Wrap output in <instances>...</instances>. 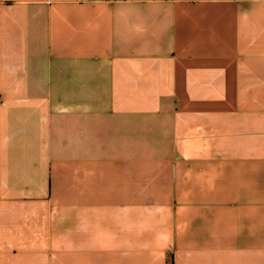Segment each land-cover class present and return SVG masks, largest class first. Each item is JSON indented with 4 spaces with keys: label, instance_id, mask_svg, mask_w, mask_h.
<instances>
[{
    "label": "crops",
    "instance_id": "1",
    "mask_svg": "<svg viewBox=\"0 0 264 264\" xmlns=\"http://www.w3.org/2000/svg\"><path fill=\"white\" fill-rule=\"evenodd\" d=\"M0 264H264V0H0Z\"/></svg>",
    "mask_w": 264,
    "mask_h": 264
}]
</instances>
